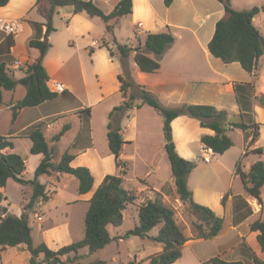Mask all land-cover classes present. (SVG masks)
<instances>
[{
    "label": "crops",
    "instance_id": "obj_1",
    "mask_svg": "<svg viewBox=\"0 0 264 264\" xmlns=\"http://www.w3.org/2000/svg\"><path fill=\"white\" fill-rule=\"evenodd\" d=\"M92 1L102 10L107 2V0ZM120 1L115 0L110 9L113 10ZM132 1L133 13L126 18L131 20L134 32L136 26H140L145 30V36L138 40L139 44L145 42L146 32L161 33L163 30L171 32L174 25H177L178 22H174V20H184L185 17L189 16L187 15V7H190L195 2V0H174L170 7H166L165 0H160L159 3L156 0ZM101 3L104 5L102 6ZM243 3H245L243 7L248 5V8H237L238 5ZM213 4L209 2H201L199 4L202 6V11L205 14L202 19L204 21L207 19L213 20L209 32L205 35L207 37L204 41V46L201 36L195 33L196 40L203 52L201 55L203 58L197 55L191 57L187 49H185V57L190 56L185 61V64L178 65L175 68L167 67V69L162 64L160 70L154 74H146L140 71L134 61L135 52L131 54L128 60L130 62L131 58L135 63L134 65L130 63L134 85L145 86L166 108H176L183 104L211 105L218 110L227 111L229 122H244L248 125L255 122L260 125V137L251 147L248 146L252 139V130L249 129L247 132L237 128L229 130L227 134L234 142L233 147L223 155L214 154L215 163L212 164L213 161L211 160L212 162H210L209 167L204 169V173L198 177L194 185L192 187L189 186L190 191L193 193V200L197 204L210 208L218 217L224 219L222 231L218 236L211 239L218 246V252L214 257H220L226 261H242L246 264H253L254 255L264 261V253L261 251L258 243L259 233L251 230L253 223L264 219V187L261 194L262 204H260L257 199L245 192L243 183L236 174V169L239 161L242 162V169L245 172H249L254 163L258 161L264 162V151L261 154L252 151L256 148L264 149V144L262 143L264 137V105L258 100V97L264 96V55L260 58L258 67L253 73H249L241 67L242 69H240L239 74L238 71L235 73L232 70V66L234 65L241 66L239 63L225 64L220 59L211 55L207 49L209 42L213 38L216 23L225 16L223 4L220 3L219 7L216 8L213 7ZM231 4L236 10H247L254 6L264 5V0H231ZM43 6V9L48 7L46 3ZM211 7L215 11H211ZM198 12L199 10H194L193 16L195 19L199 15ZM0 18L22 23V32L16 37L0 32V65H5L9 74L15 80H19L25 76L24 71L27 66L34 63L40 55L38 49L29 46V42L31 40L46 39L45 32L47 28L45 24L47 21L38 10L36 0H10L5 7H0ZM121 20L116 24V27L120 24ZM262 22H264V17L257 15L254 19V24L264 37L261 26ZM53 25L56 30L47 38V42L51 44V48L44 58L43 65L49 75V88L52 90V83L57 81L64 86L65 91L54 100L46 101L36 107L21 109L17 119L13 121L12 107L24 99L27 89L19 98L16 97V93L20 85L13 90H4L3 102L0 103V135L8 137L9 141L13 144V148H7L2 151L3 153H15L25 158L27 169L24 178L26 180L34 178L35 171L44 157L41 154L33 155L30 152L32 142L27 137V131L37 122L44 123L43 132L54 151L53 162L56 165L60 163L65 153H69L74 156L71 167H86L91 171L94 177L92 190L87 194H79L77 198L70 197L65 192L71 175L53 172L52 175H43L39 178V181L46 185L47 193L51 198L48 202H38L31 215L33 233L34 230L37 233L36 240H33L36 244L43 242L51 250L58 251L64 246L82 240L85 236L84 228L82 237L73 239L69 221V209L77 204L83 203L85 205V227V216L89 209V201L107 175L118 174L114 155L109 153L107 156V145L104 146L103 151L98 148L93 124L94 107L105 104L111 97L120 94V104H113L109 106L108 110L107 105L104 106L103 113L107 114L115 107L122 105L125 97L121 92V84L118 79L119 75L124 72L121 67L122 58L120 57L121 55L119 56V52L116 51L117 47L105 39V35H107L105 23L98 17H92L85 12L74 14L73 8L64 7L57 9ZM62 40L67 41L64 47L66 46L70 49L69 52H66V57L64 52L66 50L60 45V41ZM103 42L108 43L110 48L115 52V56L112 57L108 49L102 46ZM83 53L85 57H83ZM87 53L88 55H86ZM172 59H176V56L174 55ZM16 62H19V65H16ZM86 64L92 68L96 75V84L91 83L87 79L85 74ZM236 68V70H239V67ZM16 72H20L21 76L16 78ZM108 77L111 79V83L107 81ZM140 104L141 101L137 100L136 105ZM86 109H90L89 117L80 113ZM134 109L137 108L134 107ZM132 115L133 111H128L125 118L130 119ZM134 118L135 116L132 117V121ZM104 123L105 120L103 121ZM65 125H69L70 128L58 142H51L52 137L58 134ZM125 129L126 127H123L126 144L123 147L121 159L131 167L137 163L135 160L138 156L135 157V154L125 155L128 145L133 143L132 139L126 137ZM172 130L178 154L184 159L195 163L202 157V149L205 147L201 144V138L205 135H215L213 130L202 128L199 121L187 116H180L175 119L172 122ZM233 134H238L240 136L239 140L237 138L234 139ZM247 149L250 153L245 156ZM250 156L252 158L245 164L244 160ZM165 160L162 159L158 163L157 168L146 170L144 176L136 175V181L140 185L137 188H130L129 190L137 192L136 195L138 197L139 193L145 194L146 199L142 201L138 199L136 204L131 205L124 211L123 225L128 220L132 221L133 228L139 225V207L148 200H155L157 193H161L165 204L167 202L171 203L174 199L181 206L184 205L176 193L175 179L172 175L170 161L168 159V162H165ZM108 161H111V166ZM148 162L145 161L146 169L149 167ZM160 170L163 172V175H167L166 179L162 180L159 176L157 177L156 172ZM210 173L214 175L210 182H217L214 186H207V174ZM127 175L125 176V184L127 183ZM236 182H240L241 188L235 190ZM22 188L24 199L22 208H24L30 201L33 190L30 186H22ZM5 190V188L0 189V193L4 196V201L0 205L2 214L4 216L6 214L20 216L23 211L20 215L12 211V206L9 203ZM227 194L229 196L224 206L222 200ZM236 197H241L252 210V214L239 224H234L233 221L237 205ZM57 198L63 199L64 203L56 206ZM238 204V206H241L244 203L238 201ZM64 206L66 208V218L56 219L53 211H59ZM238 209H240L239 211H244L241 208ZM158 227L160 229V226ZM122 234L116 233L112 237L121 236ZM149 236L155 237L150 234ZM185 236L188 241L185 244L183 256L174 264H184L187 256H189V260L193 264H204L211 259L199 256L194 249V245L197 242L206 241L205 239L193 238L191 227L189 228V234ZM117 242L121 244L125 241L119 239ZM159 245L160 247H157L154 254L145 258L148 264L150 257L163 251V246ZM9 248L5 250L0 249V261H2V264H10L22 253H25L26 250L28 251L25 245L15 247L16 251L12 257L13 261L10 259L5 260L4 255L8 253ZM142 249L138 247L131 252L132 254H130L127 263L136 261L141 264L145 261L140 256ZM96 254H90L91 258ZM80 255L85 259L89 255V249L83 248L80 251ZM42 259L43 257L40 256L39 261ZM114 261L116 260L114 259Z\"/></svg>",
    "mask_w": 264,
    "mask_h": 264
},
{
    "label": "trees",
    "instance_id": "obj_2",
    "mask_svg": "<svg viewBox=\"0 0 264 264\" xmlns=\"http://www.w3.org/2000/svg\"><path fill=\"white\" fill-rule=\"evenodd\" d=\"M10 0H0V7H5ZM223 4L225 16L216 23L213 38L209 42L208 50L211 55L220 59L225 64L239 63L241 67L253 73L259 64L260 58L264 55V37L255 26L254 19L261 12H264V5L254 6L247 10H236L232 7L231 0H218ZM174 0H165V6L170 7ZM38 10L46 19L45 38H48L56 29L53 25L54 16L57 9L64 7L73 8V13L85 12L92 17L100 18L106 25L107 32L114 33L116 24L123 18L133 13V1L121 0L110 13H105L92 0H36ZM48 7L43 9V4ZM175 36L170 32L147 33L145 42L139 44L137 48L129 47L127 44L117 43L116 47L122 57L124 73L119 75L121 92L125 97L122 105L115 107L109 114L108 123V143L111 153L115 157V164L118 174L107 175L99 188L89 201V209L85 216V236L82 240L60 248L58 251L51 250L45 243L36 244L33 240V227L31 215L38 202H48L50 195L47 187L39 181L43 175H52L53 172L69 174L79 181L78 193L83 195L90 192L94 185V177L86 167H71L74 156L65 153L59 164L53 162L54 151L49 145V141L43 132L44 123L35 125L27 131V137L32 142L31 154L43 155V160L35 171L32 180L24 178L27 169L26 160L22 156L2 151L13 148V144L8 137L0 135V189L6 188L8 181L13 180L23 186H30L33 190L30 201L24 206L20 216L2 214L0 217V249L15 248L25 245L31 253L29 264H83L80 251L88 248L94 254L106 248L113 241L119 239H129L131 237L149 238L163 246V251L149 258V264H174L183 256V250L188 239L183 229L177 223L175 210L165 204L161 193L156 194L155 200H148L139 207V225L128 230L124 235L112 237L108 227H120L124 222V211L135 204L138 197L125 187L124 177L129 171L128 163L121 159L123 147L126 144L123 135L122 120L127 111L149 105L163 117V132L166 140L165 150L171 164L172 175L175 179L176 193L180 201L189 208L190 212L197 215L200 224L193 223V229L197 239H213L220 234L223 229L224 219L218 217L210 208L197 204L193 200V193L188 186V177L197 166L195 162L188 161L181 157L175 146L173 139L172 122L180 116L199 121L202 128L211 129L214 136L205 135L201 138V144L211 148L216 155H223L234 145L233 140L227 132L231 129H240L247 132L252 130V139L248 147L253 146L260 137V125L253 122L248 125L244 122H229L228 113L225 110H218L211 105H189L183 104L176 108L164 107L158 98L148 91L145 86L137 85V91L131 92L134 88L131 72L128 69L126 60L135 52L134 61L141 72L146 74L157 73L161 68V59L166 51L175 43ZM31 48L39 50L40 55L36 61L27 66L25 76L15 80L8 72L5 65H0V103L3 102V91L13 90L18 85L27 88L24 99L12 107L13 121L17 119L19 111L23 108H31L41 105L46 101L54 100L58 93L52 91L49 86V75L43 65L47 52L51 44L46 40H31ZM108 48L110 55L115 56V52L108 43L103 42ZM140 100L141 104L136 105ZM259 102L264 105V96L258 97ZM86 117L90 116V109L81 111ZM70 128L65 125L63 129L51 139V142H58L65 132ZM248 138V137H247ZM254 153H263V148L252 150ZM250 151L247 149L245 156ZM236 174L240 177L245 192L258 200L262 204V188L264 187V162L254 163L245 172L242 169V162L237 164ZM228 194L224 196L222 204L225 206ZM237 205L233 216L234 224H239L242 220L252 214L249 205L236 197ZM4 201V196L0 193V205ZM238 201L243 202L238 206ZM241 208L244 211H239ZM0 210L1 207H0ZM160 226L158 235L150 237L149 233ZM253 232H258V243L264 253V219L258 220L251 225ZM43 259L39 261L40 256ZM66 257L65 260L63 258ZM91 264H106L105 261H95ZM127 264H139L131 261ZM204 264H246L242 261H226L220 257H213ZM253 264H264L258 256H253Z\"/></svg>",
    "mask_w": 264,
    "mask_h": 264
},
{
    "label": "rangeland",
    "instance_id": "obj_3",
    "mask_svg": "<svg viewBox=\"0 0 264 264\" xmlns=\"http://www.w3.org/2000/svg\"><path fill=\"white\" fill-rule=\"evenodd\" d=\"M114 1L115 0H107L105 5L101 3L102 6L104 5L103 11L107 13L111 12L112 10L110 8ZM207 1L209 3H214L213 4L214 8L219 7L220 2L218 0H195V2L190 5V7H187V15L189 16L185 17L186 19L184 18V20H178V19L174 20V22L178 21L179 23L177 22V25H174L170 33H172L175 36L176 40H175V43L166 51V53L162 57L161 62H160L161 66L163 64L166 67V69L167 67L175 68L178 65L185 64V61L187 60V58H190V56L192 57L194 55H197L198 57H202L201 55L203 54V52L201 51V46L198 44V41L196 40L195 33H198L201 36V41L204 46V41L207 37L205 35L206 33L209 32V28L211 27L213 20L207 19L206 21H204L202 19L205 16V14L202 11V6L199 4H201V2L208 3ZM240 1H244V0H240ZM156 2L159 3L160 0H156ZM244 4L245 3L238 5L237 8L243 7ZM213 7H211L210 9L211 11H215ZM243 8H248V5H245V7ZM194 10H199L198 12L199 15H197V19H195L193 16ZM259 16L264 17V12H262V14L260 13ZM261 26L263 28V34H264V22H262ZM135 32H136V36H135ZM135 32L133 30L131 20L125 17L123 18V20H121L120 24L115 28L114 33L107 32V35H105V39H107V42L111 43L113 46L114 45L116 46L117 43H120V44H127L129 47H133L135 49L139 46L138 40L141 39L143 36H145L144 35L145 30H143V28H141L140 26H136ZM163 32H165V30H163ZM147 33L149 32H146V34ZM66 42H67L66 40H62L60 41V45L64 47V45H66ZM64 49L66 50L64 51L65 57H66L67 56L66 52H69L70 49L67 48L66 46L64 47ZM185 49H187V51L189 52V55H190L189 57H185V53H184ZM116 51L118 52V50ZM86 55H88V53ZM174 55L176 56V59H172ZM83 57H85L84 53H83ZM130 63L133 65L135 64L131 58H130V62L129 60H126L128 69L131 72ZM86 65L87 66L85 69L86 70L85 74L87 76V79H89L91 83L96 84L97 82L96 75L94 74L92 68L89 67L88 64ZM121 67L122 69H124L123 65ZM232 67H233L232 70H234L235 73L238 71V74H239L240 69H242L241 66L239 65L238 66L234 65ZM236 67H239V70H236L237 69ZM15 76L16 78H18L21 76V73L16 72ZM107 81H110L111 83V79L109 77L107 78ZM134 86L135 87L131 89V92L137 91V85H134ZM26 89L27 88L25 86L20 85L17 88L16 97L19 98L23 92H26ZM120 102H121V95L117 94L116 96L111 97L107 101V103L96 105L94 107L93 124H94V130L96 134L95 137H96V140L99 146L98 148H100L101 151H103L104 146L107 145V156L109 153H111L110 148H109L108 138H107L110 112L107 114L103 113L104 106L107 105V110H108L109 106L113 104H120ZM136 108L137 109H134V110L133 108L128 110V111H131V110L133 111L132 117L135 116L133 121H132V117L130 119L129 118L126 119L124 117L122 120V126L126 127L125 129L126 137L128 139L133 140V143L128 145L127 150L125 151L126 153L125 155L128 156V155L135 154V157L138 156V158L135 160V162L137 163L134 166L129 167V171H128L129 173L127 175V183L125 184V187L127 189L137 188V186L140 185V183L136 181V175L144 176L146 170L157 168L158 163L161 162L162 159H166L165 162H168V157L166 156V152L164 149L166 140H165L164 132H163V124H164L163 117L154 108H152L149 105H141L140 107H136ZM104 120H105V123L103 124ZM40 123H43V122H37L34 125H32L31 128H33L35 125H38ZM239 137L240 136L238 134H233L234 139L237 138L239 140ZM262 143L264 144V137L262 139ZM164 156L166 157L163 158ZM251 158L252 156H250L249 158H246L244 160V163L247 164ZM214 159L215 158L213 156L212 157L213 162L211 161L212 164L215 163ZM140 160H143V161L140 162ZM145 161L146 162L149 161L147 163L149 166L147 167V169L145 167ZM108 163L110 164V166L112 165L111 161L110 162L108 161ZM209 164L210 163L204 162L202 157H200V159L197 160L196 162L197 166L195 167V169L191 172V174L188 177V181H187L188 186L192 187L194 185L195 181L198 180V177L202 173H204V169L209 167ZM156 174H157V177L159 176V178L162 180L167 178V175L166 176L163 175V172H161V170L157 171ZM207 175H208V178H207L208 185L207 186H214L217 182L216 181L210 182L212 178L214 177V175L212 173L207 174ZM67 184L68 185L65 188L66 194H68L70 197L77 198L79 196L78 189H77V186H78L77 178L71 176ZM22 186L13 180H10L7 187L5 188L6 195L9 198V203L12 206V211L17 215H20L21 212L23 211L22 204H23L24 199H23ZM237 188L238 189L241 188L240 182L235 183V190ZM133 192L137 194V192L135 191ZM138 199L142 201L146 199V195L143 193H139ZM173 200L171 201V203L167 202L166 204L174 208L175 213H176L175 214L176 220L181 226V228L183 229L184 234L188 235L189 228L191 227L192 235L194 238L196 233L193 229V223L200 224L201 221L199 220L197 215H194L193 213L190 212L187 206H184V205L181 206L178 202H176L175 200L173 201ZM63 203H64L63 199H60V198L56 199V206H60ZM84 210H85V205L83 203L72 206V208L69 209V221L71 224V234H72L73 239L82 237V231L85 228L84 227ZM53 214L56 219H65L66 218L65 206L63 209H60L59 211L54 210ZM1 215H2V210H0V217ZM133 226L134 225L132 224V221L128 220L124 223L123 226L121 227L109 226L108 230L111 236H114L116 233H123L122 235H124L128 230L132 229ZM158 232H159V227H156L149 234L151 236H157ZM34 233H35V230H34ZM34 233L32 232L33 239H35L37 236V233L35 234ZM123 240L125 242H122L121 244H119L117 240L113 241L106 248L102 249L101 251L96 252L97 254L93 256L92 258L90 256L91 253L89 252V255H87L85 259L84 257L82 258L81 263L91 264L97 260H103L106 262V264H125L129 261L130 254H132L131 252L136 250L138 247L143 248L140 256H141V259L145 260L146 257L156 252L157 247H160L158 243H154V241H152L149 238H146L145 240H143L140 237H131L129 239H123ZM194 249L197 252V254L203 258H213L214 256H216L218 252V246H216L215 243L211 241V239H208V241L206 240L203 242H197L194 245ZM15 251L16 249L9 248L8 253L4 255L5 260L10 259L11 261H13L12 257ZM30 257H31L30 253L26 250L25 253H22L19 257H17L16 260L11 262L10 264H29ZM41 257H43V255ZM63 259L65 260V257ZM114 259L116 261H114ZM0 264H2V261H0ZM141 264H148V262L145 260ZM184 264H193V262L189 260V256L186 257V261L184 262Z\"/></svg>",
    "mask_w": 264,
    "mask_h": 264
},
{
    "label": "built area",
    "instance_id": "obj_4",
    "mask_svg": "<svg viewBox=\"0 0 264 264\" xmlns=\"http://www.w3.org/2000/svg\"><path fill=\"white\" fill-rule=\"evenodd\" d=\"M0 32L16 37L22 32V23L19 21H10L0 18ZM15 64L19 65V62H16ZM52 90L61 94L65 91V88L61 83L55 81L52 83ZM213 155L214 152L211 148L204 147L202 149V159L204 162L210 163Z\"/></svg>",
    "mask_w": 264,
    "mask_h": 264
},
{
    "label": "water",
    "instance_id": "obj_5",
    "mask_svg": "<svg viewBox=\"0 0 264 264\" xmlns=\"http://www.w3.org/2000/svg\"><path fill=\"white\" fill-rule=\"evenodd\" d=\"M45 40L47 41V38Z\"/></svg>",
    "mask_w": 264,
    "mask_h": 264
}]
</instances>
